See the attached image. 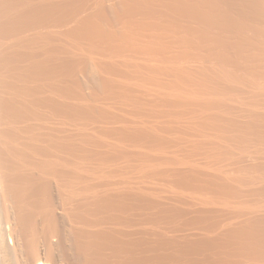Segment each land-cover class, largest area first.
Instances as JSON below:
<instances>
[{
	"label": "bare ground",
	"instance_id": "obj_1",
	"mask_svg": "<svg viewBox=\"0 0 264 264\" xmlns=\"http://www.w3.org/2000/svg\"><path fill=\"white\" fill-rule=\"evenodd\" d=\"M78 1L0 0V193L13 249L29 264H139L116 236H133L135 204L175 195L211 209L215 263L264 264V0H95L89 14ZM137 118L161 134L129 128Z\"/></svg>",
	"mask_w": 264,
	"mask_h": 264
},
{
	"label": "rangeland",
	"instance_id": "obj_2",
	"mask_svg": "<svg viewBox=\"0 0 264 264\" xmlns=\"http://www.w3.org/2000/svg\"><path fill=\"white\" fill-rule=\"evenodd\" d=\"M78 1V0H77ZM85 1V2H84ZM119 1H121V0H119ZM124 1V0H123ZM78 2H82V4L84 5V7H86L85 5H87V7H86V9L87 8H91L90 10L88 9V11L86 12V14H89V13H91L93 10L92 9H94L95 7V5L94 4H92L93 2L95 3V0H89L88 1V4H87V0H80V1H78ZM89 6V7H88ZM93 6V7H92ZM112 7V8H110V7ZM108 9H111L110 10V13H113V15H114V17H115V6H114V3H109L108 4ZM114 9V10H113ZM114 11V12H113ZM117 22V21H116ZM97 67V68H96ZM98 66H95L94 67V71H92V72H96L95 74H97V73H100V74H97V75H95L94 73V75H92L91 74V76H93L94 78V82L95 81H99L101 78L103 79V81L105 80V79H107V78H105V76H104V74H103V72L99 69L98 70ZM101 73H102V76H104V78L101 76ZM97 76V77H96ZM98 77H101L99 80H98ZM102 80L101 81H99V82H103ZM99 82H97L98 84H99ZM137 119H139V118H137ZM148 119V118H147ZM140 120H142V119H139V121ZM135 121V120H134ZM134 121H132V123H129V122H127L126 124H128L129 123V125H127L129 128H131V129H134L133 127H135V129L137 130V128H148V130H147V133H146V135L148 134V136H149V134H150V132H151V135H158V134H161V129L158 127L157 128V126L155 125V123L153 124V121H151L150 119L148 120V121H140V123H139V121L138 120H136L135 122ZM142 122V123H141ZM144 122V123H143ZM148 122V123H147ZM151 122V123H150ZM136 123H138L137 125H135ZM147 123V124H146ZM150 123V124H149ZM131 124H133V126L131 125ZM143 124V125H142ZM154 126H153V125ZM116 125H118V126H116ZM116 125H112V127L113 126H116L117 127V129H122V128H124L123 126H120V125H123V124H116ZM140 125V126H139ZM141 125H142V127H141ZM144 125H145V127H144ZM126 126V127H127ZM131 126V127H130ZM147 126V127H146ZM152 128H151V127ZM150 127V128H149ZM153 127H154V129H153ZM146 129H144V131L146 130ZM157 129V130H156ZM156 130V131H155ZM160 130V131H159ZM149 131V132H148ZM154 131V133H152ZM146 132V131H145ZM160 132V133H159ZM151 137V136H150ZM126 148V146H124V149ZM130 152H129V151ZM134 149L132 148V151H131V148H129V147H127V149H126V151L127 152H129V153H142V154H144V153H147L146 155H151V154H153V152L151 153V151H148V150H146V152H144L145 150H142V152H141V150H139V152L137 151V150H134ZM137 151V152H136ZM151 153V154H150ZM170 157V156H169ZM9 159V158H8ZM167 197L168 198H171V199H173V200H175L176 201V203H175V201H173V200H171V199H168L167 200ZM178 196H175L174 195V197H169V196H166V197H161V199L160 200H158V205L156 204H154L153 206H147V204H145V203H141V202H144V201H141L139 204H135V206L132 208V210H131V216H133V217H136V220L139 222V220H141V219H147L146 217H150L149 215L151 214V216L152 217H154V220L152 221L151 219H150V224H148V223H141V222H139L138 223V225H137V221H135L136 223V229L134 230V231H132L133 232V236H131V235H129V236H131V237H128V236H125V235H118V236H116L117 237V241L119 242V241H121L123 238H128V240L126 239V240H124V242L126 243V244H123V241H121V243L119 244L120 246H124V245H126V247H127V249H129L130 247H131V245H133V247H134V249H133V247H131L132 248V250H130V252H132L133 251V256L135 257L136 256V258H137V260H138V262L140 261L141 262V264H183V263H185V264H192L193 262V264H197V263H199V262H201V263H199V264H214L215 262V257H217V251H218V246L219 245H217L219 242L218 241H220V240H218V239H216V238H218L219 236H217V234H215V236L214 235H212V233H211V231H209L207 228H206V225H207V227H209L210 225H211V223H212V220H211V218H213V216L214 215H212V213H210L209 211H211V209L210 208H208V207H203V206H201V205H198L197 206V204H192L190 201H189V199H186V198H184L186 201H184L183 200V197H178ZM163 199V200H162ZM168 202V204H169V206H167L168 204H166L167 202H164L165 200ZM180 200H181V202H180ZM172 201H173V203H172ZM188 202H190V203H188ZM164 205H163V204ZM180 203V205H178ZM183 203H185V204H183ZM189 204H191V205H189ZM145 205V206H144ZM176 205V206H175ZM186 207L185 209L186 210H188V211H186L185 209H184V207ZM188 205V206H187ZM193 205V207H191ZM137 206H138V208H137ZM142 206V207H141ZM166 206V207H165ZM178 206H179V208H178ZM139 207H141V208H139ZM146 209H145V208ZM149 207H152V208H149ZM158 207V208H157ZM162 207V211H163V213H162V211H161V208ZM174 207H176V208H174ZM182 207V208H181ZM165 208V209H164ZM170 208V209H169ZM181 208V209H180ZM191 208H193L194 209V211H193V209H192V212H189V211H191ZM202 208V209H201ZM137 211H136V210ZM141 209H142V212H141ZM173 209H174V212H172L173 211ZM179 209V210H178ZM210 209V210H209ZM129 210V211H130ZM138 210H140V211H138ZM146 210V211H145ZM177 210V211H176ZM183 211V213H182V211ZM196 210V211H195ZM209 210V211H208ZM144 211L145 212H147L146 214H144L143 215V213H144ZM154 211H157L158 213H156V212H154ZM159 211H160V213L161 214H159ZM198 211V212H197ZM206 211V212H205ZM136 214V212L138 213V214H136V216H135V214ZM150 214H149V213ZM169 212V213H168ZM181 212V213H180ZM186 212V213H185ZM194 212V213H193ZM203 212V213H202ZM139 213H142V214H140V215H142V216H139V218H138V215H139ZM170 213H174L173 214V216L174 217H172L171 218V216H170ZM180 213V214H179ZM199 213V214H198ZM201 213H202V215H201ZM204 213H205V215H204ZM208 213H210V215L211 216H209V214ZM163 214V215H162ZM168 216H167V215ZM176 214V215H175ZM184 214V215H183ZM199 215V217H201V218H198V215ZM128 215V213L126 214V216ZM178 215V216H177ZM184 216V218H186V219H182V217H180V216ZM207 215V216H206ZM156 216V217H155ZM160 216V217H159ZM162 216H165V217H162ZM177 218H176V217ZM196 216V217H195ZM140 217H142V218H140ZM169 217V218H168ZM188 217V218H187ZM205 217V218H204ZM211 217V218H210ZM160 218V219H159ZM165 218V219H164ZM173 218H175L176 219V221H177V223H176V221L173 219ZM178 218H180L179 220H177ZM190 218V219H189ZM192 218H194V219H192ZM208 218V219H207ZM157 219V220H156ZM159 219V220H158ZM171 219V220H170ZM194 220V222L192 221V220ZM196 219V220H195ZM202 219L204 220V221H202ZM165 223L164 225H163V222ZM166 220H169V221H166ZM185 221V222H183V221ZM198 220V221H197ZM201 222H200V221ZM207 220H208V222H207ZM211 220V221H210ZM159 221V222H158ZM189 221V222H188ZM197 221V222H196ZM134 222V221H133ZM166 222H168V223H166ZM172 222V224L170 225V223ZM183 222V223H182ZM156 223V224H155ZM161 223V224H160ZM182 225H181V224ZM196 223V224H195ZM198 223V224H197ZM201 223L203 224V225H201ZM207 223V224H206ZM140 224V225H139ZM142 224H143V227H145V228H143L142 227ZM146 224H147V226H146ZM193 224V225H192ZM158 227H157V226ZM160 225V226H159ZM170 225V227H168ZM184 225V226H183ZM186 225H188V226H186ZM194 225H195V227H194ZM198 225V226H197ZM139 226V227H138ZM154 226V227H153ZM162 226V227H161ZM172 226V227H171ZM174 226H175V228H174ZM177 226H178V228H177ZM180 226V227H179ZM183 227V229H182V227ZM142 227V228H141ZM149 227V228H148ZM161 227V228H160ZM185 227H187L188 229H186ZM155 230H154V229ZM166 228L168 229V230H166ZM181 228V229H180ZM192 228V229H191ZM197 228V229H196ZM206 228V229H205ZM137 229H138V231H137ZM143 229H145V231L143 230ZM156 229H158V230H156ZM164 229L166 230V231H164ZM173 231H172V230ZM175 229V230H174ZM179 229V230H178ZM195 231H194V230ZM201 229H203V230H201ZM170 230V231H169ZM179 232H178V231ZM186 230H187V232H186ZM189 230V231H188ZM136 231V232H135ZM142 231V232H141ZM143 231H144V233H143ZM152 231H153V233H152ZM157 231H161V232H157ZM183 231V232H182ZM196 233H194V232ZM205 231V232H204ZM139 232V233H138ZM140 232H141V234H140ZM170 232V233H169ZM174 232V233H173ZM185 232V233H184ZM189 232H191V233H189ZM135 233V234H134ZM147 233H150V234H147ZM159 234L160 236H158L157 234ZM162 233V234H161ZM165 233V234H164ZM168 233V234H167ZM172 233V236L170 235ZM184 233V234H183ZM188 233V234H187ZM200 233H201V235H200ZM203 233V234H202ZM205 233H207V234H205ZM138 236H137V235ZM183 236H182V235ZM191 234V236H189ZM136 237H135V236ZM145 235V236H144ZM164 235V236H163ZM169 235H170V237H169ZM203 235V236H202ZM121 236H122V238H121ZM162 236V237H161ZM178 236V237H177ZM180 236V237H179ZM182 236V237H181ZM198 236V237H197ZM206 236V237H205ZM208 236V237H207ZM135 239H134V238ZM156 237V238H155ZM169 237V238H168ZM176 237V238H175ZM187 237H189L188 239H187ZM12 238H13V234H12V232H11V229H10V224H9V221H8V219L6 218V212H5V208H4V204H3V198H2V195H1V193H0V264H29L28 262H26V261H28V259L29 258H27V256H30L29 255V251L27 250V249H23L22 251L23 252H21L20 254H18L14 249H13V247H12ZM121 238V239H120ZM130 238V239H129ZM147 238V239H146ZM159 238V239H158ZM179 238V239H178ZM184 238V239H183ZM186 238V239H185ZM192 238H193V240H192ZM197 238V239H196ZM215 238V239H214ZM116 239V238H115ZM141 239V240H140ZM143 239V240H142ZM158 241H157V240ZM162 241H161V240ZM171 239H174V240H172L171 241ZM178 239V240H177ZM181 239V240H180ZM138 240V241H137ZM165 240V241H164ZM177 240V241H176ZM188 240V241H187ZM198 241V242H196V241ZM207 240V241H206ZM218 240V241H217ZM65 241V243H63ZM130 243H129V242ZM134 241H136V242H134ZM168 241V242H167ZM173 241H175V242H173ZM192 241V242H191ZM203 241V242H202ZM216 243H215V242ZM67 242V243H66ZM70 241H66L65 239L60 243V247H61V249H60V247H59V245H58V248H57V252H59V251H64L66 248H69V246L71 245L70 243H69ZM133 242V243H132ZM166 242V243H165ZM173 242V243H172ZM176 242H177V244H176ZM181 242V243H180ZM184 242H185V244H184ZM201 242V243H200ZM209 242V244H212L213 246H210V247H207V248H205L206 247V244ZM129 243V244H128ZM136 244V246H135V244ZM160 243V244H159ZM167 244V245H165V244ZM175 243V245H173ZM187 243L189 244V245H187ZM194 243H195V246H194ZM206 243V244H205ZM62 244V245H61ZM150 244V245H149ZM170 246H169V245ZM181 244H183V245H181ZM198 244V245H197ZM201 244V245H200ZM203 244V245H202ZM69 245V246H68ZM156 245V246H155ZM172 245V246H171ZM64 248H63V247ZM67 246V247H66ZM138 246V247H137ZM162 246H165V247H163L162 248ZM175 246V247H174ZM184 246V247H183ZM186 246H188L189 248H186ZM194 246V247H193ZM197 246L199 247L198 249H197ZM129 247V248H128ZM166 247H167V249H166ZM169 247V248H168ZM173 247L175 248V249H173ZM177 247H179L178 249H177ZM196 247V248H195ZM216 247V248H215ZM130 248V249H131ZM136 248V249H135ZM157 248V249H156ZM181 248H185V249H181ZM192 248H194V249H192ZM212 248V249H211ZM166 249V250H165ZM186 249L188 250V251H186ZM201 249V250H200ZM205 249L207 250V251H205ZM211 249V250H210ZM217 249V250H216ZM24 250H26L27 252H25ZM137 250V251H136ZM146 250V251H145ZM178 252H177V251ZM182 250H183V252H182ZM193 250V254L191 253V255H190V253L189 252H191ZM203 250V252H201L200 253V251H202ZM216 250V251H215ZM134 251H136V253L138 254H136V253H134ZM140 251V252H139ZM166 251V252H165ZM211 251V252H210ZM212 251H214V252H212ZM186 252V253H185ZM206 252V253H205ZM207 252H208V255H207ZM23 253V254H22ZM25 253H28V255L27 254H25ZM180 253V254H179ZM183 253V254H182ZM188 253V254H187ZM200 253V254H199ZM203 253V254H202ZM210 253V254H209ZM212 253H214V254H212ZM131 254V253H130ZM136 254V255H135ZM151 254V255H150ZM169 254V255H168ZM205 254V255H204ZM27 255V256H26ZM127 255V254H126ZM125 255V256H126ZM132 255V254H131ZM142 255H143V258H142ZM179 256V259H177L178 258V256ZM183 257V258H181V256ZM185 255H187V256H185ZM197 256L196 258L195 257H193V256ZM198 255H201L200 257L198 256ZM203 255H204V257H203ZM216 255V256H215ZM22 256H24V258L22 257ZM124 256V257H125ZM139 256V257H138ZM215 256V257H214ZM141 257V258H140ZM147 257H149V258H147ZM162 257V258H161ZM171 257V258H170ZM187 257H190L189 259L187 258ZM193 257V258H192ZM203 257V258H202ZM208 257V258H207ZM214 257V261L212 260V258ZM145 258H147L146 260H145ZM151 258V259H150ZM167 258H169V260L168 261H166V259ZM175 259L174 261L175 262H173L172 260L173 259ZM199 258V259H198ZM201 258V259H200ZM128 260L130 259V258H127ZM127 259H125L126 261H127ZM142 259H144V260H142ZM170 259H172V260H170ZM182 260V262H181V260ZM185 259H187V260H185ZM192 259H196V260H193V261H191ZM202 259H204V260H202ZM208 259V260H207ZM26 260V261H25ZM147 260H150V263H149V261H147ZM197 260H199V261H197ZM176 261H178V262H176ZM183 261H188V263L187 262H183ZM189 261H190V263H189ZM241 260H237L236 258H232V259H230V264H247V261L246 262H244V261H242V262H240ZM129 262V261H128ZM140 262H139V264H140ZM197 262V263H196ZM213 262V263H212ZM236 262V263H235ZM77 264V263H75V261H73V260H71V261H69V263L68 264ZM215 264H219V263H215Z\"/></svg>",
	"mask_w": 264,
	"mask_h": 264
}]
</instances>
